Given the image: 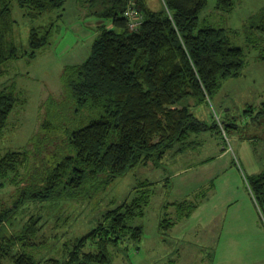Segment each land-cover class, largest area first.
Listing matches in <instances>:
<instances>
[{"label": "trees", "instance_id": "1", "mask_svg": "<svg viewBox=\"0 0 264 264\" xmlns=\"http://www.w3.org/2000/svg\"><path fill=\"white\" fill-rule=\"evenodd\" d=\"M79 1L105 20L98 26L91 55L82 64L66 67L64 96L43 105V133L33 136L32 149L0 151V190L7 188L8 180L17 186L11 203L0 200V264L7 259L12 264H41L33 250L44 216L32 215L20 234L8 235V226L28 205L84 199L139 165L159 166L179 143L186 144L178 149L184 152L194 145L193 135L212 129L222 134V127L229 131L227 123L209 125L192 112L208 104L223 82L239 77L247 65L245 49L234 45L224 29L201 24L208 0H162L161 11H153L148 0ZM66 2L0 0V77L7 64L24 56L36 58L50 44L53 31L52 24L33 27L30 51L22 54L13 37L14 6L37 20L62 10ZM236 4L219 0L218 7L231 12ZM130 6L144 16L137 31L129 28ZM250 29L248 43L264 54V8ZM19 101L12 87L0 91V139ZM258 114L264 115V103ZM23 168L28 169L24 175ZM249 184L264 215V172L249 178ZM148 186L143 183L134 198L106 212L93 230L67 245L66 259L50 258L44 264H114L110 247L140 243L144 237V228L132 221L145 216L151 201ZM187 203L176 205L183 217L193 211ZM172 226L170 219L161 222L165 231ZM18 246L22 252H15Z\"/></svg>", "mask_w": 264, "mask_h": 264}, {"label": "rangeland", "instance_id": "2", "mask_svg": "<svg viewBox=\"0 0 264 264\" xmlns=\"http://www.w3.org/2000/svg\"><path fill=\"white\" fill-rule=\"evenodd\" d=\"M235 1V9L226 12L218 7L219 0H208L201 24L224 29L234 45L245 49L247 65L239 77L223 82L208 104L192 108L202 121L209 125L225 122L229 131L222 127V134L212 129L193 135L190 142L194 145H187L184 152L178 149L186 144L179 143L159 166L139 165L84 199L28 205L8 226V235L20 234L32 215L44 216L34 239L38 247L33 250L41 264L50 258L66 259L67 245L93 230L106 212L134 198L143 183L151 189V201L145 216L132 225L142 226L144 237L140 243L126 241L110 247L114 264H264V215L249 184V178L264 172V115L258 114L264 103V54L247 41L251 20L264 8V0ZM82 2L67 0L62 10L37 20L14 6L13 37L22 54L30 51L33 27L52 24L53 31L50 44L36 58L24 56L4 67L0 91L12 87L20 101L0 139L3 153L32 149L33 136L43 133L47 116L43 105L64 96L66 67L82 64L91 55L98 26L105 20L91 14L89 5ZM147 3L153 11L163 9L162 0ZM27 170L21 169V174ZM16 190L8 180L7 188L0 190V200L11 203ZM184 201L193 211L183 217L176 205ZM164 219L175 226L163 230ZM22 251L20 246L15 249ZM3 264L12 263L7 259Z\"/></svg>", "mask_w": 264, "mask_h": 264}, {"label": "built area", "instance_id": "3", "mask_svg": "<svg viewBox=\"0 0 264 264\" xmlns=\"http://www.w3.org/2000/svg\"><path fill=\"white\" fill-rule=\"evenodd\" d=\"M126 16L129 21V28L132 31H137L142 27L144 16L141 12L138 11V9L134 6H130Z\"/></svg>", "mask_w": 264, "mask_h": 264}, {"label": "crops", "instance_id": "4", "mask_svg": "<svg viewBox=\"0 0 264 264\" xmlns=\"http://www.w3.org/2000/svg\"><path fill=\"white\" fill-rule=\"evenodd\" d=\"M163 2V1H162ZM167 156V155H166ZM165 159V158H164ZM164 161V160H163ZM152 164V163H151ZM151 164H149V165H151ZM152 165H154V164H152ZM148 166V165H147Z\"/></svg>", "mask_w": 264, "mask_h": 264}]
</instances>
